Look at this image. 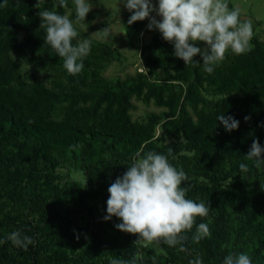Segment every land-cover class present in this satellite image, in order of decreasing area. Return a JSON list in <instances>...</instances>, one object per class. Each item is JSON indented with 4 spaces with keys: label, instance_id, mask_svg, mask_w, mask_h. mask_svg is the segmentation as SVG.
<instances>
[{
    "label": "trees",
    "instance_id": "1",
    "mask_svg": "<svg viewBox=\"0 0 264 264\" xmlns=\"http://www.w3.org/2000/svg\"><path fill=\"white\" fill-rule=\"evenodd\" d=\"M36 3L8 0L0 8V197L27 203L31 216H39L37 223L24 220L17 228L36 242L28 247L23 262L110 264L115 258L125 264L133 260L135 264H153V260L155 264H188L199 255L203 264H223L226 255L245 253L252 264H264V164L257 168L246 158L254 139L264 146V127L258 126L264 122V43L253 38L251 51L241 55L228 51L208 74L202 64L185 65L177 57L171 61L173 45L157 31L139 48L138 56L148 75L165 71L168 61L171 84L140 80L125 88L113 84L84 92L92 75L89 61L84 59L81 73L67 72L63 58L45 43L46 30L39 27ZM54 11L64 13L58 2ZM130 26L139 33L144 22ZM18 33L24 34V44L17 40ZM11 50L41 54L57 66L64 82L55 83L57 91L40 82L26 83L10 66ZM108 52L102 50L103 55ZM194 61L203 62L196 57ZM204 83L216 92L235 93L220 98L205 112L197 109ZM131 96L164 111L150 115L145 123H134L128 114ZM67 101L69 105L64 106ZM187 108H192L193 116ZM57 109L62 114L59 119L53 118ZM221 114L239 120V128L225 131L217 120ZM245 116L251 119L246 122ZM156 125L166 144L154 136ZM169 149V162L188 176L182 185L188 189L186 198L211 207L207 217L196 218L197 223L208 224L211 235L192 243L188 233L190 255L161 243V254L145 249L136 260L122 253L124 243L103 240L101 229L109 225L101 218L107 215L108 187L126 172L136 152L167 155ZM64 158L81 164L84 187L77 182L70 187L54 183V175L46 168ZM242 163L248 166L247 173L240 172ZM196 176L208 183L202 184ZM241 176L242 181H234ZM23 189L31 194L28 199L22 196ZM70 211L93 214L89 238L82 231L70 232L75 225L66 217ZM62 235H67V242ZM7 262L0 248V264Z\"/></svg>",
    "mask_w": 264,
    "mask_h": 264
},
{
    "label": "clouds",
    "instance_id": "2",
    "mask_svg": "<svg viewBox=\"0 0 264 264\" xmlns=\"http://www.w3.org/2000/svg\"><path fill=\"white\" fill-rule=\"evenodd\" d=\"M44 2L37 0L34 7L39 9V27L46 30L45 43L50 45L59 58H63V67L67 72L77 75L84 68L83 59L90 54L91 40H78L79 33L73 20L68 15L43 8ZM73 2L75 22H84L93 7L90 0ZM7 3L8 0H3L0 8L6 7ZM123 4L132 13L128 25L147 19L148 30H158L162 39L173 45L175 57L183 60L185 65L202 64L208 74H212L225 60L229 50L235 55L252 50V22L241 21L240 10L230 9L227 0H158L156 4L152 0H123ZM58 6L67 8V0H58ZM99 32L107 36L109 29ZM197 42H202L203 47L196 46ZM197 55L202 58V63L194 61ZM250 119V116L244 117L246 122ZM217 120L229 133L239 128L240 121L231 115L221 114ZM258 126L264 127V122ZM171 155V149L167 155L155 151L143 154L136 152L126 172L108 187L107 215L104 220H110L113 216L119 218L121 222L115 227L122 232L137 235L136 244L147 247L162 243L190 255L186 247L188 233H192V243H199L211 235L208 224L197 223L196 220L197 217H207L211 207L203 201L197 203L186 198L188 189L182 185L188 176L182 168L177 169L169 162ZM246 158L253 161L257 168L264 164V146L258 139L253 140ZM239 169L241 173L249 171L243 163ZM7 240L25 251L36 243L20 230L10 233ZM3 243L5 240H0V245ZM110 264L125 262L114 258ZM132 264H135L134 260ZM188 264H203V260L197 255ZM223 264H252V260L245 253L228 254Z\"/></svg>",
    "mask_w": 264,
    "mask_h": 264
},
{
    "label": "rangeland",
    "instance_id": "3",
    "mask_svg": "<svg viewBox=\"0 0 264 264\" xmlns=\"http://www.w3.org/2000/svg\"><path fill=\"white\" fill-rule=\"evenodd\" d=\"M57 2L58 0H45L42 7L54 10ZM152 2L156 4L158 0H152ZM227 2L232 8H238L240 10L241 21L250 20L252 22L253 38L264 43V0H227ZM90 3L93 6L92 10L87 15L85 21L81 23L75 22V5L73 0H67L68 6L67 8H63V15H68L73 20L74 27L79 33L77 39L80 41L84 39L91 40L90 54L84 59L89 61L90 66L88 71L92 75L82 91L89 92L100 89L101 87H109L113 84H121L125 88L140 80L147 82L157 81V84H171L169 74H172V71L168 61L165 63V71L158 70L148 75L146 68L138 56L139 48L147 44L150 39V34L158 30H148L146 26L149 21L145 19L143 21L145 25L144 29L139 33L133 32L131 26L127 23L132 13L124 7L123 0H90ZM152 15H155V13H152ZM105 28L109 29L107 36L99 32ZM16 38L20 43H25L23 33H18ZM196 46L203 47V43L197 42ZM103 49H108V54L103 55ZM9 56L11 58L10 66L14 67L15 71L20 74L26 83L32 81L40 82L45 87L57 91L59 87L55 83L64 82V77L57 66L50 65L39 53L11 50ZM196 58L202 60L199 55ZM175 59L173 48L170 60L175 61ZM182 86H179L181 90L184 89ZM179 87L175 86V89L179 90ZM204 88V91H202V102L197 104V109H202L205 112L220 98L235 93L227 91L216 92L207 83H204ZM130 104L131 106L128 110L129 118L137 124L145 123L146 119L152 114L160 116L164 111L162 108L155 107L151 102L143 103L140 98L135 96L130 97ZM63 105L67 106L69 102H64ZM187 110L193 116L192 108H187ZM61 115V111L57 109L53 118L59 119ZM154 136L161 138L163 144L168 142L166 138L161 136L158 125L154 127ZM173 142L179 143L181 139ZM179 154L184 153L179 152ZM46 171L54 175V183L59 186L65 185L70 187L74 182H77L81 187L85 186L81 164L78 161L64 158L57 166L47 167ZM196 178L202 184L208 183L203 177L196 176ZM242 180L243 176L234 181ZM248 184L250 185L249 182ZM29 187L30 184L28 185ZM30 195L28 191L22 190V196L25 199H28ZM28 205L24 202L7 201L0 197V221L2 223L0 240H5V243L0 245V248L8 256L7 264H26L23 262V258L28 256L27 251L14 246L10 240H7V236L16 231L20 222L24 220H32V222L36 223L39 221V216H31V212L27 209ZM66 217L70 223H75L74 226H70V232L72 234L75 230L82 231L83 236L89 238L87 228L90 226L93 214L89 216L85 213L70 211ZM104 217L101 218L104 219ZM97 218H100V216ZM107 222H109V225L101 229L104 237L103 240L105 243H109L111 239H116L117 242L124 243L123 254L133 255L136 260L139 259L145 249H151L156 254H161L162 250L159 246L149 245L144 247L141 244H136L138 239L137 235L118 230L115 225L121 222L119 218L113 216ZM62 237L65 242L68 241L67 235H62Z\"/></svg>",
    "mask_w": 264,
    "mask_h": 264
},
{
    "label": "crops",
    "instance_id": "4",
    "mask_svg": "<svg viewBox=\"0 0 264 264\" xmlns=\"http://www.w3.org/2000/svg\"><path fill=\"white\" fill-rule=\"evenodd\" d=\"M144 27H145V25H144ZM147 27V26H146Z\"/></svg>",
    "mask_w": 264,
    "mask_h": 264
}]
</instances>
